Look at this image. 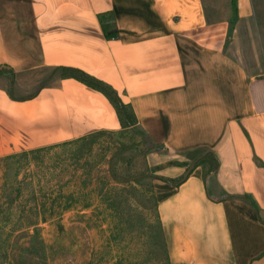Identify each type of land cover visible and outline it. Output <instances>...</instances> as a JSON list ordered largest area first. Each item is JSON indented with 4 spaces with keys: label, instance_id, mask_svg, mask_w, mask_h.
I'll use <instances>...</instances> for the list:
<instances>
[{
    "label": "crops",
    "instance_id": "1",
    "mask_svg": "<svg viewBox=\"0 0 264 264\" xmlns=\"http://www.w3.org/2000/svg\"><path fill=\"white\" fill-rule=\"evenodd\" d=\"M213 25L204 0H0V158L132 128L81 69L136 113L169 264H264V82Z\"/></svg>",
    "mask_w": 264,
    "mask_h": 264
},
{
    "label": "rangeland",
    "instance_id": "2",
    "mask_svg": "<svg viewBox=\"0 0 264 264\" xmlns=\"http://www.w3.org/2000/svg\"><path fill=\"white\" fill-rule=\"evenodd\" d=\"M236 6V0H204L212 27L224 28L225 50L264 82V0H253L247 18ZM145 146L128 128L0 158V194L6 177L19 174L20 206L56 211L37 225L47 250L28 243L25 233L35 228L24 225L8 245L10 255L24 243L23 264H169Z\"/></svg>",
    "mask_w": 264,
    "mask_h": 264
},
{
    "label": "trees",
    "instance_id": "3",
    "mask_svg": "<svg viewBox=\"0 0 264 264\" xmlns=\"http://www.w3.org/2000/svg\"><path fill=\"white\" fill-rule=\"evenodd\" d=\"M102 25L107 37L119 36V31L114 21L112 23L110 22L107 23L105 19L102 17ZM63 73L64 75L75 76L81 79L82 81L86 82L90 86H93L94 88L103 91L106 95H108V97L112 100L113 104L115 105L116 110L123 122V125L130 126L135 131L137 130L136 127L137 116L135 111L133 110L130 104L123 101L119 93L111 85L107 84L106 82L100 79H97L96 77L91 76L90 74L86 73L81 69L64 67ZM16 155L17 154L10 155L5 158ZM207 156L210 159L209 171L213 169L215 170L219 165L218 158L212 152L206 154V157ZM203 159L204 158H201L198 161H196L192 166V168H190L187 171V173L183 177L178 179L176 182L179 183L180 181L185 179V177L188 174H190L193 167L203 162L204 161ZM22 194H23V187L19 178V174H16L14 180H11L6 177L2 188V193L0 194V264H23L21 261L22 259L21 253L27 251L29 249V246L23 243L22 245L18 246L20 254L14 253L13 255H10V252H8V245L13 240L12 237L14 236L15 232L18 229L23 228L24 225L26 226L33 225L35 228L34 233H29V232L25 233L26 235L28 234V236L30 237L28 243H34L35 245H40L41 248H43V250H47V246L45 245L44 241L39 238L37 225L41 220L46 221L52 218L56 211L52 207H50L51 208L50 210H48L46 207H43V209L40 210L38 209L33 211L31 209L30 211H28L24 207L20 206L21 204L20 202L22 200L21 199ZM34 196H35V200H38L37 195L34 194ZM164 242L167 247L165 238H164ZM9 256L11 257L8 260L7 258ZM167 256H168V248H167Z\"/></svg>",
    "mask_w": 264,
    "mask_h": 264
}]
</instances>
